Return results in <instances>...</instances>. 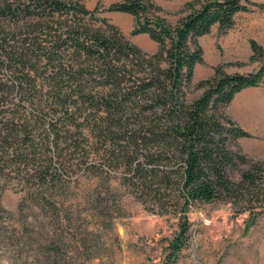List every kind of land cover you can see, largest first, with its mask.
<instances>
[{
  "label": "trees",
  "instance_id": "16d2710c",
  "mask_svg": "<svg viewBox=\"0 0 264 264\" xmlns=\"http://www.w3.org/2000/svg\"><path fill=\"white\" fill-rule=\"evenodd\" d=\"M251 7L264 4L194 0L171 24L152 0L111 5L109 12L134 18L132 36L158 45L149 55L81 0H0V243L10 233L2 197L11 176L26 183L19 212L29 226L34 210L65 217L67 206L57 199L73 174L92 167L122 170L136 199L160 215H180L169 248L175 258L194 204L228 202L252 223L264 216V159L240 150L238 141L252 135L226 113L238 94L264 84V48L251 40L258 70L217 67L199 83L203 93L188 97L203 62L200 39L215 27L232 28ZM94 208L108 210L98 196ZM44 255L53 264L60 245Z\"/></svg>",
  "mask_w": 264,
  "mask_h": 264
},
{
  "label": "rangeland",
  "instance_id": "374dc122",
  "mask_svg": "<svg viewBox=\"0 0 264 264\" xmlns=\"http://www.w3.org/2000/svg\"><path fill=\"white\" fill-rule=\"evenodd\" d=\"M81 1L89 10L99 8L98 16L142 51L149 55L157 52L158 45L148 35H131L132 16L108 11L121 0ZM152 1L159 8L156 15L175 24L188 14L187 5L194 0ZM250 2L264 4V0ZM251 8L236 16L232 28L221 31L215 27L200 39L203 62L196 67L190 100L203 93L199 83L211 78L217 67L222 66L227 74H248L262 65L250 61V42L255 40L264 48V8ZM261 103L264 105V84L237 95L231 107L247 116V107L255 104L259 108ZM238 147L252 160L264 159V137L241 139ZM81 170L73 174L69 188L57 199L67 206L65 217L57 220L48 212L34 210L29 226H24L19 212L26 183L11 176L2 197L12 217L5 222L10 233L0 243V264H49L44 250L57 243L62 256L52 258L53 264H264V216L252 223L248 213L238 214L228 202L194 204L187 212L186 245L175 258L169 248L179 232L180 215H160L152 204L136 199L122 170L107 169L108 174L96 167ZM97 196L108 206L104 214L94 208ZM21 243L25 246H15Z\"/></svg>",
  "mask_w": 264,
  "mask_h": 264
},
{
  "label": "crops",
  "instance_id": "0c3cea01",
  "mask_svg": "<svg viewBox=\"0 0 264 264\" xmlns=\"http://www.w3.org/2000/svg\"><path fill=\"white\" fill-rule=\"evenodd\" d=\"M255 89L256 88H250L244 90L243 92ZM257 106L259 108H257L255 104L247 107L245 111L248 115L244 116L242 111L236 110L230 105L228 108V115H230L234 121H237L240 125H242V128L250 133L253 137H264V105L261 103Z\"/></svg>",
  "mask_w": 264,
  "mask_h": 264
}]
</instances>
